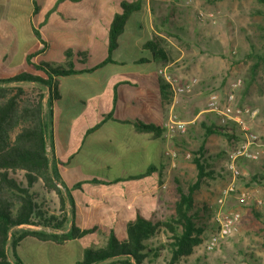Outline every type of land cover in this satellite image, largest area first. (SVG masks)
<instances>
[{
  "label": "rangeland",
  "instance_id": "obj_1",
  "mask_svg": "<svg viewBox=\"0 0 264 264\" xmlns=\"http://www.w3.org/2000/svg\"><path fill=\"white\" fill-rule=\"evenodd\" d=\"M51 3L55 4V0H51ZM149 3L150 6L146 5L149 26L142 28L141 33L149 34L150 39H154L168 55L169 58L165 63H158L159 69L167 66L172 78L181 82L198 77L199 84L189 95L175 96L171 93V99L163 102V123H154L163 127L162 134L156 137L164 139L163 152L168 158L160 180L146 184L140 189L131 186L125 188L120 184L110 188L98 186L94 190L102 193L104 198L93 200L92 203L94 206L109 208L112 207L109 205L110 202L117 203L120 199L126 198L128 204H131L128 198L139 196L148 199L152 196L156 201L155 220L169 219L175 214L176 203L180 198L179 187L187 191L189 185L197 180L198 171L194 158L198 156L197 152L204 144V156L208 160L209 170L214 173L211 177L204 178L200 188L196 190L195 207L202 210L200 223L204 225L205 230L202 242L195 247L190 256L178 264H264V59L260 60L256 57V54L264 53L261 32L264 18L257 14L262 10V5L257 0H149ZM84 4L79 2L75 5ZM0 8V38L4 39V41L0 40V77L23 71L39 73L31 69L26 62L22 65L10 66L2 59L4 52L10 53V50L6 49L12 46L10 39H14V35L18 39V35L6 25V4L0 5ZM46 17L45 13L43 18ZM143 23L146 24V21ZM25 28L26 26L22 27L21 37L25 34ZM74 33V38L69 37V39H77L79 44L85 46L84 40L88 39L85 28L76 27ZM50 36V39H58V41L50 40L52 45L49 52L43 56L39 53L35 60H49L53 56L50 61L65 65L68 57L59 53L60 39H63L64 34L57 33L55 38L51 34ZM96 39L97 48H93V51L88 47L85 48L89 51L88 60L91 63L101 58L103 38L99 36ZM21 43L27 44L25 37L21 38ZM39 45L45 48L44 43L41 42ZM79 58L74 56L71 59L75 61ZM258 59L259 66L254 69L253 66ZM75 63L81 65L76 61ZM159 76L162 77L160 74ZM23 87L26 91L24 97H37L41 92L47 95V91H42L33 84ZM213 91H217L221 96L233 92L239 107H248L256 112L254 116L242 114L241 123L230 125L236 130L235 137L228 138L221 133L206 135L205 125L219 124V117L207 111L208 98ZM124 96L126 97L125 94ZM109 97L104 100L102 106L98 101H95L97 105L90 102V111L95 109L99 117L92 118L90 122L87 118H82L78 125L81 128L84 124L86 127L93 126L95 120H103L108 112L117 113L121 107L128 110L136 109L129 103L119 105L113 94ZM65 103L67 104L66 101ZM170 114L187 122L184 132L168 131L166 122ZM66 126L67 123L63 121L62 132L66 130ZM250 133L256 135L254 141L251 140V144L246 139V135ZM64 134L63 142L67 147L69 126ZM80 137L79 140H83L82 133ZM80 142L73 143L72 149ZM243 151L247 154L255 153L258 157H249L243 154ZM233 153H238L234 163L240 174L236 177L228 168ZM49 154L52 155L50 148ZM105 158L108 157H100V160L103 161ZM230 186L234 189L230 190L224 202L220 203L219 199L222 198L223 191ZM34 190L39 193L38 197L43 201L48 214L56 215L57 220L52 221L51 226L48 227L32 228L42 229L49 235L56 234L58 237L42 240L28 236L20 245L21 259L25 264H74L81 258L85 247L80 242L72 246L69 240L60 241L70 227V207L62 206L60 195L54 189L37 184ZM122 195L127 197L120 198ZM221 210L224 213L239 211L241 221L230 237L222 241L215 250L208 251L205 248L206 241L219 228L217 217ZM61 221L64 223L62 227H54ZM99 227L93 233L92 240L98 245H103L109 227L101 224ZM154 239V245L157 246L167 243L169 237L164 229H161ZM9 256L12 261L15 260L11 248ZM168 258V250H163L161 256L147 259L146 264H168ZM110 264L114 263L110 262Z\"/></svg>",
  "mask_w": 264,
  "mask_h": 264
},
{
  "label": "trees",
  "instance_id": "obj_2",
  "mask_svg": "<svg viewBox=\"0 0 264 264\" xmlns=\"http://www.w3.org/2000/svg\"><path fill=\"white\" fill-rule=\"evenodd\" d=\"M66 1L56 0L55 8H59ZM69 1L75 4L91 2V0ZM257 1L262 5V10L257 14L264 18V0ZM14 2L22 6L15 5L17 9L21 8L18 12L21 15L20 26H15L10 21L6 22V25L13 32H17L18 39L16 35L14 39H10L12 46L6 48L10 50V55L6 51L2 59L10 66L20 65L25 61L31 69L39 73L23 71L0 77V264H25L19 255V249L28 236L42 240L58 237L56 234L49 235L42 229L32 228L48 227L51 226L52 221L57 220L56 215L48 214L44 208L43 201L38 197L39 193L34 190L37 184L56 190L60 195L62 206L70 207V227L60 241L69 240L72 246L80 242L85 247L81 258L74 264H110V262L146 264L147 259L161 256L163 250L169 252L168 264L182 262L202 242L205 230L204 225L200 223L202 210L195 207L196 190L200 188L204 178L211 177L214 173L209 170L208 160L204 156V144L197 152L198 156L194 158L198 171L197 180L189 185L187 191L179 187L180 198L176 203L175 214L164 221L155 220V210L146 202H134L131 208H128L127 203L110 202L109 205L112 207L104 208L94 206L92 201L104 198L102 193L93 189L94 187H109L120 182L161 176L162 167L167 162L166 158H155L146 164L138 162L135 166L133 156H128L123 157L118 164L87 169L73 165L74 158L81 152L82 142L79 143L80 146L76 144L77 147L68 153H65L60 145L59 151L56 147V125L59 115L57 100L61 97L58 78L92 72L114 62L112 55L118 47L119 37L124 32L130 15L141 9V2L121 1V10L115 13L109 27L108 55L91 66L87 65L86 53L71 48L65 52L68 57L65 65L35 60L39 52L31 49L35 44L34 39H43L40 29L44 24L34 27L29 19L33 11L36 13L39 11L38 0ZM62 13L65 16L67 14L65 11ZM77 16L79 15L76 13V18ZM23 26H26L25 34L21 37ZM261 29L264 41V23ZM23 37L27 40L26 45L21 43ZM0 40L4 41L1 38ZM42 42L45 44L44 41ZM145 48L151 51L158 63H165L169 58L163 47L154 39L148 40ZM74 56L80 57L75 61L81 65H76L71 59ZM256 57L263 60L264 53L256 54ZM259 59L255 61L254 69L259 66ZM146 60L142 58L139 62ZM120 82L133 84L130 79H123ZM32 84L42 91H47V95L41 92L37 97H24L26 91L23 86ZM159 87L163 100H170L171 88L162 77L159 78ZM110 119L118 124H133L141 132L158 133L163 129L162 126L141 120H118L113 117V113H109L103 120H98L93 126L87 127L86 131L84 130L86 125L81 128L77 124L76 131L82 129L85 135L93 133ZM205 129L207 136L215 133H221L228 138L236 136V130L231 126L213 123L205 125ZM110 146L103 142L96 143L92 148L107 150L111 149ZM49 148L52 152L51 156ZM62 165L67 166V170L63 171ZM63 221L57 222L54 227H62ZM100 224L109 227L103 245H98L92 240V235L100 228ZM161 229H164L169 240L167 243L155 246L154 238ZM10 248L14 261L9 256Z\"/></svg>",
  "mask_w": 264,
  "mask_h": 264
},
{
  "label": "crops",
  "instance_id": "obj_3",
  "mask_svg": "<svg viewBox=\"0 0 264 264\" xmlns=\"http://www.w3.org/2000/svg\"><path fill=\"white\" fill-rule=\"evenodd\" d=\"M14 1L0 0V5L6 4V22L10 21L15 26H20L21 15L18 12L21 8L17 9L15 5L22 6ZM121 1L123 0H91L90 3L84 2V5L76 6L73 1L67 0L59 8H55L56 6L54 3H51V0H38L39 11L37 13L33 11L30 14L29 20L34 27H39L41 23L44 24L40 32L43 38L42 41L45 42V48L40 47L41 45L39 43L42 42L41 40L34 39L35 44L31 50H39V55H45L49 52L50 45H52L50 40L54 42L58 41V39H50V34L55 38L57 33H62L64 36L63 39H60V55L64 56L66 50L71 48L75 49V51L85 52L88 61L87 65L89 66L102 61L108 55L109 27L115 13L121 10ZM139 1L141 2V9L133 12L132 16L130 15L125 30L119 37L118 47L113 52L112 57L114 62H110L92 72L60 76L58 78L61 97L57 100L59 115L56 125V147L57 151H59L61 146L65 153H68L72 149L74 142L82 141L81 152L73 160L74 166L96 169L106 165L118 164L123 157L128 156H133L135 166H137L138 162L146 164L155 158H166L163 152L164 139L162 137V139L156 137L160 136L162 131L158 133L149 131L141 132L133 124H118L113 119L108 120L100 128L87 135L84 134L87 130L86 126L84 128L85 131H76V125L79 124L82 118H87V121L90 122L92 118L99 117L95 109L92 112L90 111V102L95 103V101H98L102 106L104 100L110 98L109 96L111 94H113L116 102L118 100L119 105L129 103L132 108L136 109L128 110L125 107H121L118 110L119 112L115 113V111H110L107 115L113 113V117L118 120H141L145 123L162 124L164 121V100L159 87L160 76L158 73V62L153 58L151 51L144 47L148 40H150L149 34L141 33L142 28L149 26L146 5L150 6V3L149 0ZM61 11H65L67 13L66 16ZM45 13L47 17L43 18ZM76 13L79 15L77 18ZM144 21H146V24L143 23ZM76 27L85 28V32H88V39L84 40L86 41L85 46L79 44L77 39H69V37L74 38ZM150 27H152L151 23ZM99 36L103 38L101 58L97 62L91 63L88 60L89 51L85 48L88 47L92 51L93 48H97L96 38ZM142 58L147 60L145 62H139ZM50 59L45 60L50 61ZM123 79H130L133 84L120 82ZM67 83L69 85H66ZM65 108L66 113L64 112ZM63 121L67 123L66 130L69 126V141L67 147H65L63 142L65 138L64 131L66 132V130L62 132ZM97 121L95 120V123ZM80 133H82L83 140H79L81 138ZM103 142L111 145V149L101 150L92 148L96 143ZM104 156L108 158H105L103 161L100 160V157ZM166 159L167 162L161 170L162 174H164V167L168 163V158ZM61 169L65 171L67 170V166L62 165ZM161 177L162 175L152 176L136 181L120 182L117 185L120 184V186H125V188L131 186L135 189H140L145 187L146 184L159 181ZM112 186L101 188H110ZM124 196L122 195L120 198L127 197ZM140 198L139 196L128 198L131 204H128L126 198L125 200L120 199L118 203H127L128 208H131L132 203L142 201L150 204L151 208L155 210L156 201L154 197L150 196L148 199Z\"/></svg>",
  "mask_w": 264,
  "mask_h": 264
},
{
  "label": "built area",
  "instance_id": "obj_4",
  "mask_svg": "<svg viewBox=\"0 0 264 264\" xmlns=\"http://www.w3.org/2000/svg\"><path fill=\"white\" fill-rule=\"evenodd\" d=\"M162 78L169 84L172 93L177 95H189L194 92V88L199 84L198 77H192L187 81H177L173 79L168 72V67H163L158 70ZM208 112H213L219 117V124L221 126L229 127L234 123L242 122V114L252 115L256 114L255 111H251L248 107H239L236 103L235 94L233 92L226 93L221 96L217 91H213L208 98ZM187 122L181 119H177L175 116L170 117L169 121L166 123V128L170 133L184 132L186 130ZM247 141L251 144L256 138L254 134H247ZM252 140V141H251ZM241 153V152H239ZM243 154L249 155V157L257 158L258 155L255 153L247 154L243 151ZM231 160L228 164L229 170L233 173V176L240 174V170L236 167L234 160L238 157V153L231 154ZM233 186L225 189L223 191L222 198L219 199L220 203H223L230 190H233ZM219 228L217 231L212 233L208 240L206 241V250H215L222 241L230 237L236 230L237 226L241 221V213L239 211H231L229 213H224L222 210L219 212L218 217Z\"/></svg>",
  "mask_w": 264,
  "mask_h": 264
}]
</instances>
